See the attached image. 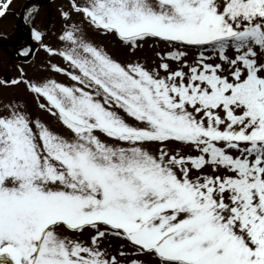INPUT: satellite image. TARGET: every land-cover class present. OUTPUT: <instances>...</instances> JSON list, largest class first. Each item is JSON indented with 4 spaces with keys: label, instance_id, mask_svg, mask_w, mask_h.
<instances>
[{
    "label": "snow or ice",
    "instance_id": "snow-or-ice-1",
    "mask_svg": "<svg viewBox=\"0 0 264 264\" xmlns=\"http://www.w3.org/2000/svg\"><path fill=\"white\" fill-rule=\"evenodd\" d=\"M25 11L58 62L0 79L47 117L0 105V264H264V0H69L55 43Z\"/></svg>",
    "mask_w": 264,
    "mask_h": 264
},
{
    "label": "rangeland",
    "instance_id": "rangeland-1",
    "mask_svg": "<svg viewBox=\"0 0 264 264\" xmlns=\"http://www.w3.org/2000/svg\"><path fill=\"white\" fill-rule=\"evenodd\" d=\"M28 0H14L11 11L4 17L0 18V42L6 41L7 37L11 40H15L16 46L21 51L22 48L31 47L27 41V32L24 29L23 23L20 22V14L22 7ZM69 0H49L43 4L33 3L32 7L39 12V16L36 17V21L41 27L46 26V31L48 36L46 39L50 43H55L56 36L60 33L64 26L65 21L61 16V9L68 10ZM14 13V14H13ZM79 19V17H74ZM30 27H32L31 19H27ZM19 37V38H17ZM31 37V31H30ZM17 38V39H16ZM32 39V37H31ZM97 44L106 46L107 50L115 58L119 60H125L131 58V54L119 44V42L114 41V39L107 35H96L94 37ZM33 40V39H32ZM34 47H31L33 53L30 55L33 58L28 63H23L14 57V49L11 47H0V79H6V73L11 77V79L16 78L19 74L17 68H23L25 70L26 78L33 79L35 81H40L44 76H53L54 74L50 69L46 67L49 60L53 62H58V58L49 57L42 49L39 48L36 41ZM165 50L167 48L165 45L157 44L152 40H148L143 43V46L138 49L135 53V57H138L141 62L154 66L153 62L158 63V58L155 53L158 50ZM231 54V53H229ZM29 56V57H30ZM55 78L58 81L64 80V77L56 75ZM0 105L7 102L10 99H14L19 103H23L27 108L37 117L41 119H46V114L42 113L32 100V94L28 92L23 85L20 86H7L6 89L0 90ZM113 244H119L121 241L118 239H112ZM143 259L149 264H154V258L143 257Z\"/></svg>",
    "mask_w": 264,
    "mask_h": 264
},
{
    "label": "water",
    "instance_id": "water-1",
    "mask_svg": "<svg viewBox=\"0 0 264 264\" xmlns=\"http://www.w3.org/2000/svg\"><path fill=\"white\" fill-rule=\"evenodd\" d=\"M36 1L45 2L46 0H32V1H28V2L26 3V5H25L24 9H25L26 7H28V6H30L31 4L35 3ZM24 9H23V10H24ZM23 15H24V13H23V11H22V13H21V19L24 20ZM24 22H25V20H24ZM25 23H26V22H25ZM4 44H6V45H13V46H14V44H12L10 41H8V42H6V43H4Z\"/></svg>",
    "mask_w": 264,
    "mask_h": 264
},
{
    "label": "trees",
    "instance_id": "trees-1",
    "mask_svg": "<svg viewBox=\"0 0 264 264\" xmlns=\"http://www.w3.org/2000/svg\"><path fill=\"white\" fill-rule=\"evenodd\" d=\"M17 38H19V37H17ZM17 38H16V39H17Z\"/></svg>",
    "mask_w": 264,
    "mask_h": 264
}]
</instances>
